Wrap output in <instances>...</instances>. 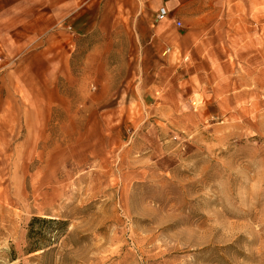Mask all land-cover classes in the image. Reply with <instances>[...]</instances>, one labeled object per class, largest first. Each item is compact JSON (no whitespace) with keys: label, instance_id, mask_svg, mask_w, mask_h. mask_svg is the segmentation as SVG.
Wrapping results in <instances>:
<instances>
[{"label":"rangeland","instance_id":"1","mask_svg":"<svg viewBox=\"0 0 264 264\" xmlns=\"http://www.w3.org/2000/svg\"><path fill=\"white\" fill-rule=\"evenodd\" d=\"M99 1L0 0V264H264V33L192 99L104 110L140 60Z\"/></svg>","mask_w":264,"mask_h":264},{"label":"crops","instance_id":"2","mask_svg":"<svg viewBox=\"0 0 264 264\" xmlns=\"http://www.w3.org/2000/svg\"><path fill=\"white\" fill-rule=\"evenodd\" d=\"M160 8L167 16L156 21ZM96 11L121 14L122 28L130 34L125 45L133 46L132 55L136 52L140 60L136 70L113 85L97 81L94 106L104 110L146 97L157 102L163 94L177 101L192 99L195 85L224 62L232 61V70L238 71L241 45L250 47L257 29L264 33V0H101L87 13ZM96 28L95 22L87 32Z\"/></svg>","mask_w":264,"mask_h":264},{"label":"built area","instance_id":"3","mask_svg":"<svg viewBox=\"0 0 264 264\" xmlns=\"http://www.w3.org/2000/svg\"><path fill=\"white\" fill-rule=\"evenodd\" d=\"M167 16V11L165 8H160L158 12L156 13V21H161L165 19ZM177 25H179V22H177Z\"/></svg>","mask_w":264,"mask_h":264},{"label":"trees","instance_id":"4","mask_svg":"<svg viewBox=\"0 0 264 264\" xmlns=\"http://www.w3.org/2000/svg\"><path fill=\"white\" fill-rule=\"evenodd\" d=\"M37 220L40 221V222H41V221H45V219H42V218H34V219H33V221H37ZM33 221H31V222H33ZM52 221H54V220H52ZM60 223L63 224V225L66 224L65 222H60ZM31 224H32V223H30V225H31Z\"/></svg>","mask_w":264,"mask_h":264}]
</instances>
